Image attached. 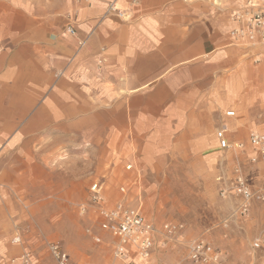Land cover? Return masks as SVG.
<instances>
[{
	"label": "crops",
	"instance_id": "0c3cea01",
	"mask_svg": "<svg viewBox=\"0 0 264 264\" xmlns=\"http://www.w3.org/2000/svg\"><path fill=\"white\" fill-rule=\"evenodd\" d=\"M33 2L0 0V147L93 124L151 132L157 150L180 146L172 132H184L214 155L213 118L228 111L238 139L264 132V63H244L249 53L212 0H60L40 12ZM111 3L125 17L108 15ZM12 253L0 264L22 252Z\"/></svg>",
	"mask_w": 264,
	"mask_h": 264
},
{
	"label": "rangeland",
	"instance_id": "374dc122",
	"mask_svg": "<svg viewBox=\"0 0 264 264\" xmlns=\"http://www.w3.org/2000/svg\"><path fill=\"white\" fill-rule=\"evenodd\" d=\"M240 1L211 2L230 29L231 14L246 0ZM59 3L35 0L31 7L40 12L46 4L51 11ZM241 48L249 53L244 63H264V56H257L261 49ZM258 58L261 62L255 63ZM229 120L214 117L215 131ZM90 126L94 125L43 131L14 150L0 147V254L29 251L37 264H55L47 246L59 242L78 263L113 264L110 239L105 236L104 243L97 245L86 232L92 214L79 211L88 201L91 183L101 180L109 203L121 198L118 188L123 185L132 204L141 205L156 224L184 225V245L160 249L159 261L191 264L185 244L204 237L221 252L220 264H264V250L253 248L256 239H264V203H253L246 218L233 217L237 200L221 198L217 182L220 176L231 178L234 167L240 165L253 189L264 185V166L250 162L249 147L244 152L199 153L191 145L193 140L183 139L184 132H172L170 142L179 139L181 145L157 150L148 144L151 132L128 128L115 133ZM228 128L230 137L240 140ZM112 135H117L119 146H113ZM204 139L208 140L207 135ZM128 165L133 169L127 170ZM225 220H229L226 229ZM15 238L21 242L14 243Z\"/></svg>",
	"mask_w": 264,
	"mask_h": 264
},
{
	"label": "built area",
	"instance_id": "2783aa9c",
	"mask_svg": "<svg viewBox=\"0 0 264 264\" xmlns=\"http://www.w3.org/2000/svg\"><path fill=\"white\" fill-rule=\"evenodd\" d=\"M107 14L125 17V13L118 10L114 3L107 7ZM229 21L231 34L236 42L244 47L259 48L261 52L257 56H264V0H246L241 7L234 10ZM67 32L76 34L71 25L67 27ZM79 44L83 46L84 42ZM260 62L261 59L258 58L255 63ZM225 117L234 118L235 111L226 112ZM216 138L222 151L244 152L249 147L253 154L250 162L264 166V132L254 131L248 135L246 141L236 140L230 137L227 126L223 125L217 129ZM132 169L133 165L127 166V170ZM217 182L221 198L233 197L237 200L233 217L246 218L253 203H264V185L253 189L240 165L234 167L231 178L220 176ZM106 190L105 182H92L88 189V201L79 211L81 215L92 214V225L86 232L97 245L104 243L105 236L110 239L113 264H174L159 261L157 253L160 249H176L184 245L181 241L184 225L172 222L156 224L146 217L141 205L132 204L128 189L123 185L118 188L121 198L110 205ZM222 226L224 229L228 228L229 220H225ZM14 242L20 243L21 240L15 238ZM185 245L191 264L221 263V252L208 239L197 237ZM253 248L264 250V239H256ZM47 251L55 264H80L71 259L68 251L59 242L49 243ZM7 264H37V260L33 253L25 251L10 258Z\"/></svg>",
	"mask_w": 264,
	"mask_h": 264
}]
</instances>
